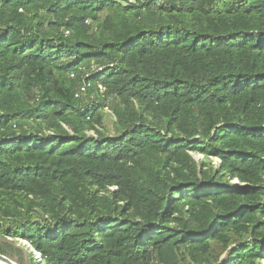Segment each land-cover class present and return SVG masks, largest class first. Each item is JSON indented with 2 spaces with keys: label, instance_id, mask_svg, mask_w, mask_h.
<instances>
[{
  "label": "trees",
  "instance_id": "16d2710c",
  "mask_svg": "<svg viewBox=\"0 0 264 264\" xmlns=\"http://www.w3.org/2000/svg\"><path fill=\"white\" fill-rule=\"evenodd\" d=\"M121 1L0 0V254L264 264V0Z\"/></svg>",
  "mask_w": 264,
  "mask_h": 264
},
{
  "label": "rangeland",
  "instance_id": "374dc122",
  "mask_svg": "<svg viewBox=\"0 0 264 264\" xmlns=\"http://www.w3.org/2000/svg\"><path fill=\"white\" fill-rule=\"evenodd\" d=\"M125 1H130V0H122L121 2L124 3ZM195 159L197 161H203L204 157L203 156H199V155H195ZM234 183L237 184L238 182L235 181ZM18 246L19 247L22 246V248H25L24 252L22 254L21 253L20 254L16 253L15 256H11V257H8V258H10L16 264H31L27 254H26V251L27 250H32V247L25 241L18 242Z\"/></svg>",
  "mask_w": 264,
  "mask_h": 264
},
{
  "label": "water",
  "instance_id": "95a60500",
  "mask_svg": "<svg viewBox=\"0 0 264 264\" xmlns=\"http://www.w3.org/2000/svg\"><path fill=\"white\" fill-rule=\"evenodd\" d=\"M0 264H16L10 258L0 254Z\"/></svg>",
  "mask_w": 264,
  "mask_h": 264
},
{
  "label": "built area",
  "instance_id": "2783aa9c",
  "mask_svg": "<svg viewBox=\"0 0 264 264\" xmlns=\"http://www.w3.org/2000/svg\"><path fill=\"white\" fill-rule=\"evenodd\" d=\"M99 89H100L101 93H104L105 90H106V89H105L103 86H101V85L99 86ZM81 91H82L83 93L86 92L85 87L82 88ZM77 96H78V95H77Z\"/></svg>",
  "mask_w": 264,
  "mask_h": 264
}]
</instances>
